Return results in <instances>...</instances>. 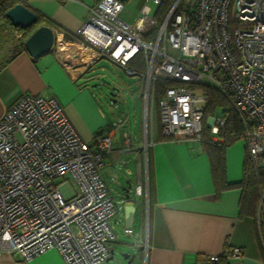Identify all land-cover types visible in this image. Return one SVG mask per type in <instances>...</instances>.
<instances>
[{
	"label": "built area",
	"instance_id": "1",
	"mask_svg": "<svg viewBox=\"0 0 264 264\" xmlns=\"http://www.w3.org/2000/svg\"><path fill=\"white\" fill-rule=\"evenodd\" d=\"M122 8L121 0H95L71 37L53 29L50 52L75 78L102 58L139 74L145 127L149 102H155L160 134L168 139L201 140L205 128L221 141L228 105L221 104L219 116L207 113L216 91L241 115L254 168L264 167V0H144L131 22L120 17ZM116 132L109 127L83 140L53 96L24 93L4 109L0 253L15 251L28 260L56 248L63 264L110 257L116 204L99 167ZM122 135L128 142L129 134ZM136 191L142 192L140 182ZM262 202L264 194L257 212L264 225ZM241 255L240 246L228 245L196 264Z\"/></svg>",
	"mask_w": 264,
	"mask_h": 264
},
{
	"label": "crops",
	"instance_id": "2",
	"mask_svg": "<svg viewBox=\"0 0 264 264\" xmlns=\"http://www.w3.org/2000/svg\"><path fill=\"white\" fill-rule=\"evenodd\" d=\"M21 1L44 17L40 24L71 37L95 0ZM51 53L33 58L22 49L0 68V115L29 93L55 97L75 131L87 142L94 133L116 127L89 91L77 84L79 77L75 78ZM83 93L87 100L82 99ZM127 133L128 142L116 132L113 147L99 167L116 204L110 220L116 237L109 243L113 257L98 264H126L114 258V243L120 241L117 226L134 237L140 250L130 264H196L203 255L220 254L228 245L240 246L242 255L222 259L219 264H264V225L258 213L240 214L239 187L224 189L217 196L201 140L168 139L160 131L150 140L144 131L143 138L137 140ZM246 152L240 138L226 146L229 182L241 180ZM126 181L130 184L128 195ZM138 182L141 193L136 191ZM125 228L132 232L125 233ZM0 264H63V259L56 248L28 260L15 251L3 250Z\"/></svg>",
	"mask_w": 264,
	"mask_h": 264
},
{
	"label": "rangeland",
	"instance_id": "3",
	"mask_svg": "<svg viewBox=\"0 0 264 264\" xmlns=\"http://www.w3.org/2000/svg\"><path fill=\"white\" fill-rule=\"evenodd\" d=\"M143 1H122L123 8L120 17L127 22H131L138 11L140 3ZM192 1L183 0V2H188V4H191ZM20 2L25 4L23 1ZM148 5L153 12L155 4L152 1H148ZM36 25H40V22ZM35 26L30 27L28 31L20 30L8 23L0 12V29L3 28V34H0V60L7 58L11 51L15 49L16 44L23 42ZM51 55L53 54L51 53ZM77 84L85 87L89 91V94L95 99L100 110L107 116L110 123L116 126L118 136H121L123 132H129L132 137L137 136V140H139L140 136L143 138L146 129L147 137L150 140L155 137L157 131H160L155 102L153 105L149 102L145 127L144 98L142 96L144 83L139 74H135L134 76L128 75L120 65L113 63L108 58H102L78 78ZM197 92H200V90ZM111 93L114 95L112 96ZM113 98L115 101H113ZM82 99L87 100L88 95L83 93ZM223 110V105L219 103L215 104V116L221 115ZM240 140L246 145L243 137ZM262 194H264V186L259 188L257 212L261 203ZM115 231L118 233L120 241L119 243H114V258L118 257L120 259V251H126L130 254H135L140 251L136 246L137 243H134V237L125 235L118 226L115 228Z\"/></svg>",
	"mask_w": 264,
	"mask_h": 264
},
{
	"label": "trees",
	"instance_id": "4",
	"mask_svg": "<svg viewBox=\"0 0 264 264\" xmlns=\"http://www.w3.org/2000/svg\"><path fill=\"white\" fill-rule=\"evenodd\" d=\"M21 0H0V12L3 14L4 18L8 23L11 24L10 20L5 17L6 10L11 7L16 2ZM30 8L27 4H24ZM165 7L162 8V10ZM31 9V8H30ZM32 10V9H31ZM34 11V10H33ZM38 15V22L45 21L44 17L34 11ZM37 26V25H36ZM35 26V27H36ZM20 30V27H16ZM60 29V27H58ZM3 29V28H2ZM2 29H0V34H3ZM68 35V34H66ZM24 49L23 42L16 44L15 49L11 51L9 56L5 59L0 60V68L11 59L19 50ZM212 96L210 98L209 104L207 106V113H213L215 104H227L228 105V122L226 128L222 134L221 141H213L208 136V131L204 128L203 136L201 138L202 145L208 154L211 175L215 185L217 196L218 194L229 187H239L241 189V196L239 200V211L241 215H255L257 213V205L259 202V188L264 186V167L254 168L252 161L249 157L248 151L246 152L245 159L243 162V173L240 181L229 182L226 177V164H225V148L227 145L241 138L243 130V122L241 120V115L232 106L229 98H224L219 95L216 91H211ZM158 99V95L156 100Z\"/></svg>",
	"mask_w": 264,
	"mask_h": 264
},
{
	"label": "water",
	"instance_id": "5",
	"mask_svg": "<svg viewBox=\"0 0 264 264\" xmlns=\"http://www.w3.org/2000/svg\"><path fill=\"white\" fill-rule=\"evenodd\" d=\"M124 1V0H121ZM5 17L10 20L11 25L14 27H20L22 29H27L32 27L36 22H38V15L22 4L21 2H16L11 7H9L5 12ZM53 43V29L47 24H40L36 26L30 34L24 39L23 47L24 50L33 58H37L50 52ZM113 96L114 94L111 93ZM113 101L115 99L113 98ZM127 183V193L130 189V184ZM125 189V188H124ZM134 254H130L126 251H120L119 257L121 260L125 261L126 264H130ZM113 254L110 255V258Z\"/></svg>",
	"mask_w": 264,
	"mask_h": 264
}]
</instances>
